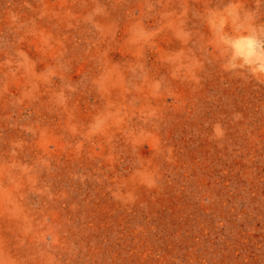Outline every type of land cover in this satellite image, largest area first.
<instances>
[{"label": "rangeland", "instance_id": "374dc122", "mask_svg": "<svg viewBox=\"0 0 264 264\" xmlns=\"http://www.w3.org/2000/svg\"><path fill=\"white\" fill-rule=\"evenodd\" d=\"M0 264H264V0H0Z\"/></svg>", "mask_w": 264, "mask_h": 264}]
</instances>
